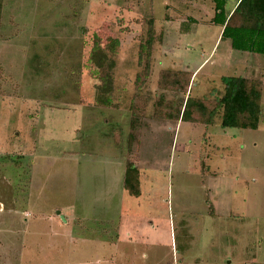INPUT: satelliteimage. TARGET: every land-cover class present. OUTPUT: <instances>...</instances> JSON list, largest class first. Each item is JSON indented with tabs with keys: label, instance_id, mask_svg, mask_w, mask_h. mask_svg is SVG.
Listing matches in <instances>:
<instances>
[{
	"label": "rangeland",
	"instance_id": "obj_1",
	"mask_svg": "<svg viewBox=\"0 0 264 264\" xmlns=\"http://www.w3.org/2000/svg\"><path fill=\"white\" fill-rule=\"evenodd\" d=\"M195 11L0 0V264H264V58ZM167 71H196L193 98L222 95V76L261 79L258 127L154 115L180 97L159 87Z\"/></svg>",
	"mask_w": 264,
	"mask_h": 264
},
{
	"label": "trees",
	"instance_id": "obj_2",
	"mask_svg": "<svg viewBox=\"0 0 264 264\" xmlns=\"http://www.w3.org/2000/svg\"><path fill=\"white\" fill-rule=\"evenodd\" d=\"M213 3L214 15L211 22L220 26L221 39H228L231 48L237 51L259 54L264 58V0H239L230 14L225 12L227 0H209ZM153 24V23H152ZM151 21L140 52L150 50L153 42ZM188 29V21L183 22L181 31ZM161 36V34H160ZM194 74L189 71H167L159 77V87L175 93L177 97L164 102L159 98L154 115L171 121L197 123L210 126L219 122L222 129H256L262 116L261 79L245 76H222V95L192 97L190 85ZM103 93L111 92L106 83L98 87ZM212 93L214 90H211ZM136 94V93H135ZM214 94V93H213ZM158 105V106H157ZM123 189L130 195L138 196V172L127 163L123 175Z\"/></svg>",
	"mask_w": 264,
	"mask_h": 264
},
{
	"label": "crops",
	"instance_id": "obj_3",
	"mask_svg": "<svg viewBox=\"0 0 264 264\" xmlns=\"http://www.w3.org/2000/svg\"><path fill=\"white\" fill-rule=\"evenodd\" d=\"M207 1H209V0H207ZM206 0H192V8L194 9V10H196L195 11V13H196V15L198 14V13H200V12H202V11H204V10H206V9H209V10H211L212 9V14H210V20L208 21V23H211V24H213L212 22H211V19L213 18V15H214V9H213V3H211L210 1L209 2H207ZM230 0H227V2H226V4H225V12H226V14H230L232 11H233V9L235 8V6L237 5V3L239 2V0H236L235 1V4H234V6L231 8V10H229V11H227L226 10V5H227V3L229 2ZM165 7H168V5H165ZM168 17H170V16H168ZM167 19V18H166ZM188 19H191V21H192V23H195V22H197V19H196V17H194V16H192V18L191 17H188ZM194 24H192V26H193ZM220 27V26H219ZM221 28V27H220ZM181 30V29H180ZM221 30H222V28H221ZM221 30H220V34H221ZM190 31V30H189ZM186 32H188L187 30L186 31H180V33H186ZM199 69V67H197L196 68V71ZM196 71L195 72H193L192 71V73L195 75V73H196Z\"/></svg>",
	"mask_w": 264,
	"mask_h": 264
},
{
	"label": "water",
	"instance_id": "obj_4",
	"mask_svg": "<svg viewBox=\"0 0 264 264\" xmlns=\"http://www.w3.org/2000/svg\"><path fill=\"white\" fill-rule=\"evenodd\" d=\"M59 214V213H58ZM62 218V217H61Z\"/></svg>",
	"mask_w": 264,
	"mask_h": 264
}]
</instances>
